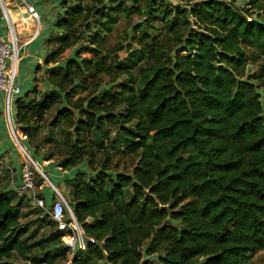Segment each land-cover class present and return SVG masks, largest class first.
Listing matches in <instances>:
<instances>
[{"label": "trees", "instance_id": "1", "mask_svg": "<svg viewBox=\"0 0 264 264\" xmlns=\"http://www.w3.org/2000/svg\"><path fill=\"white\" fill-rule=\"evenodd\" d=\"M181 1L62 0L43 83L16 100L33 150L89 170L67 180L96 239L73 264H243L264 250V0ZM134 13L148 17L138 46L107 44ZM43 128L59 155L41 148ZM24 197L0 185V264L68 258L51 219L31 241L44 223H23Z\"/></svg>", "mask_w": 264, "mask_h": 264}, {"label": "built area", "instance_id": "2", "mask_svg": "<svg viewBox=\"0 0 264 264\" xmlns=\"http://www.w3.org/2000/svg\"><path fill=\"white\" fill-rule=\"evenodd\" d=\"M23 3L25 5V22H33L29 38L31 40L38 35L40 15L34 5L24 0ZM0 6L8 20L7 37L0 34V90H5L7 93L6 108L9 109L14 102L13 95L20 93V87L15 84V79L19 71L20 45L23 42H21L16 32L15 23L12 21V16L8 8L9 5L6 3V0H0ZM11 133L23 158L21 167L22 185L17 190L22 194L28 195L32 199L33 204L43 209L44 213L56 224L57 228L64 233L62 238L69 250V256L65 264H73L76 253L79 250H86L88 241L94 243L96 239L86 236L66 196L53 183L51 184L55 190L54 201L50 206L46 204L45 199L38 193L36 186V160L30 152V149L24 143V141H27L28 136L21 130L19 132L14 121L11 126ZM39 172L49 180L48 176L42 170Z\"/></svg>", "mask_w": 264, "mask_h": 264}, {"label": "crops", "instance_id": "3", "mask_svg": "<svg viewBox=\"0 0 264 264\" xmlns=\"http://www.w3.org/2000/svg\"><path fill=\"white\" fill-rule=\"evenodd\" d=\"M9 1V11L12 16V21L17 20L18 18H24L25 13V5L23 0H7ZM25 2L31 3L38 10L40 15V24L39 29L40 34L38 37H34L33 39L24 38V41L19 36L17 31V25H21L20 23L15 24L16 32L18 36L23 42L20 45V59H19V71L18 75L15 79V84L20 87V93L13 95L14 102L11 104L9 109L6 108V96L7 93L5 90H0V185L3 190H16L22 185V157L18 148L16 147V142L11 133V126L16 123V100L24 95L28 90L32 89L35 85V78L38 76L39 72H37V67L40 63L45 60L47 53L50 51V45L48 42L49 38V30L53 29V25L57 17L63 12V5L58 4V0H24ZM43 21V23H41ZM33 22L27 21L24 23V27L28 29L26 34H29L32 31ZM48 30V34L43 35L44 30ZM0 34L7 37L8 35V20L6 15L4 14L3 9L0 6ZM31 34V33H30ZM43 35V36H42ZM30 36V35H29ZM38 63L36 70L33 72V66ZM33 78V82L31 79ZM26 146L30 149V152L34 156V152L32 147L30 146L28 141H24ZM35 158V157H34ZM39 158V156H38ZM42 165H51L52 163H45L42 158ZM37 163V169L43 170V167ZM46 160V159H45ZM55 161V160H54ZM45 173V171L43 170ZM50 183V181H49ZM52 183V182H51ZM50 183V184H51ZM43 185L47 186V183L41 184V188ZM68 185V184H67ZM52 186V184H51ZM49 187V186H48ZM49 191L52 194L51 199H48L47 194L41 193L44 195V199L47 202V205H51L54 201V189L53 187H49ZM19 194H22L18 191ZM68 200V199H67ZM69 202V200H68Z\"/></svg>", "mask_w": 264, "mask_h": 264}, {"label": "rangeland", "instance_id": "4", "mask_svg": "<svg viewBox=\"0 0 264 264\" xmlns=\"http://www.w3.org/2000/svg\"><path fill=\"white\" fill-rule=\"evenodd\" d=\"M170 1H173L175 4H180L183 7V2L181 0H170ZM8 2L9 1L6 0V3L9 5ZM69 2L72 3V0H69ZM246 2H247V0H237V3L239 5H245ZM61 3H62V0H58V4L61 5ZM60 14H62V12H60ZM146 19H148V17L141 14V13H134L130 17L123 16L121 18L120 22L116 25L114 32L111 33L110 35H108L107 44L114 45V44L119 42L124 47L127 45H131L132 47L136 48V46H138V43L132 38L133 25L138 23V22H144ZM41 23H43V21ZM155 24L156 25H163V23L159 22V21L155 22ZM19 26L17 25V31L19 29ZM40 30L41 29H39L38 35L40 34ZM151 30L155 31V27H153ZM49 32H50V30H49ZM18 33H19V36L21 37V39L24 41V38H26L25 40L30 38L29 35H30L31 31L29 34H26V36L22 32L18 31ZM46 34H48L47 29H45L43 32L44 36ZM38 35H37V37H38ZM137 35L138 34H136V36ZM69 53H66L65 57L68 56ZM37 65H38V63H36L33 66V69H32L33 72L36 70ZM256 69H257V65L255 63H250L248 68H247V70H249L250 72H253V70H256ZM38 77H39V81H40L39 83H40V85H42L43 78H44V70L39 72ZM105 80L111 81V79L107 78V77H105ZM31 81L33 82V78L31 79ZM48 118H50V116ZM19 132H20V130H19ZM46 133H48L47 128L41 129L40 140H39V142L41 144V148H44L47 151L55 152L58 154V152L62 151L61 148L58 149L59 147L62 146V144L59 141H57L58 137L56 139L49 140V138H47V136L45 135ZM16 147L18 148V146H16ZM18 150H19V148H18ZM33 152H34V157L37 159L38 163L43 167L45 174L48 176L50 183L52 182L58 188V190H60L66 196V198L70 201V199H71V186H70L71 183L68 184L67 180L73 178L75 173L79 169L89 171L87 166H86V163H83L79 167L74 168V169L64 170L60 166H58L56 161H54V160L58 159V156H56L55 159H46L45 160L44 154H42L41 151L36 152L35 150H33ZM38 156H39V158H42L45 161V163H52V164L51 165H42L41 159H39ZM21 157H22V155H21ZM21 159L23 161V158H21ZM132 166H133V164L131 162V159L125 158V159H122V164L120 165L119 169L124 170L126 167V169L129 170ZM35 171H36V181H37L36 186H37L38 193L40 194V196H42L44 198V195L41 193V191H42L43 193L47 194L48 199H51L52 194L49 191V187L52 188V186L49 183V180L46 179L45 177H43L39 172L40 170H38L37 168H35ZM44 183L45 184L47 183V186L43 185L41 188V184H44ZM21 208H22V214H23L22 215V221H23V223H28V222L30 223V232L34 231L37 228L38 223H39L38 222L39 219L43 218V221H42L44 223L43 227L41 229H39V231L37 232V235L31 241H36V240L42 239L43 234L45 232L49 233L52 230V227H50V225L48 224V221L50 220V218H48V217L46 218L42 212L41 213L36 212L35 206L31 202L29 196L25 195ZM48 249H50L51 252H54L52 246H49ZM33 254L42 256L44 254V251H42L40 248H36ZM67 259H68L67 257L62 258L57 262V264H65L67 262ZM12 261L15 264H31L30 262H26V261L22 260L18 256L13 257ZM93 264H95V262H93ZM243 264H264V250L260 251L256 255L250 257L247 261L243 262Z\"/></svg>", "mask_w": 264, "mask_h": 264}, {"label": "bare ground", "instance_id": "5", "mask_svg": "<svg viewBox=\"0 0 264 264\" xmlns=\"http://www.w3.org/2000/svg\"><path fill=\"white\" fill-rule=\"evenodd\" d=\"M13 23H20L21 25L19 26V29L18 31L21 32L23 31L24 33H27L28 32V29L24 26H22V24L24 25L25 23V17L24 18H18L17 20H13Z\"/></svg>", "mask_w": 264, "mask_h": 264}]
</instances>
